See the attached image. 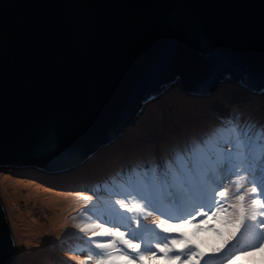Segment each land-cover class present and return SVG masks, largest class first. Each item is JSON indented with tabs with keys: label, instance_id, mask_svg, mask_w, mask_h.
Wrapping results in <instances>:
<instances>
[{
	"label": "water",
	"instance_id": "1",
	"mask_svg": "<svg viewBox=\"0 0 264 264\" xmlns=\"http://www.w3.org/2000/svg\"><path fill=\"white\" fill-rule=\"evenodd\" d=\"M227 82L264 97V0H0V170L72 173L176 85Z\"/></svg>",
	"mask_w": 264,
	"mask_h": 264
},
{
	"label": "rangeland",
	"instance_id": "2",
	"mask_svg": "<svg viewBox=\"0 0 264 264\" xmlns=\"http://www.w3.org/2000/svg\"><path fill=\"white\" fill-rule=\"evenodd\" d=\"M183 90L181 86L176 85L159 99L153 100L154 102L146 107L119 141L101 149L72 173L50 176L32 168L0 170V198L17 247V260L14 264H72L71 260L74 264H95L94 260L88 259V246L85 243L87 239L91 237L93 240L111 243L113 238L92 236L91 232L81 233L79 228L84 225L91 213L99 214V209L110 203L114 204L117 199H124L120 193L122 188L127 186L130 172L163 169L169 162L174 163L178 155L189 149V143L193 141L191 136L197 132L221 134L223 129L231 127L233 123L243 125L256 122L264 125L262 95H249L247 91L234 86L231 82L224 83L217 96L207 98L190 97ZM156 135L167 142L162 143ZM217 139L220 149L233 150V143L227 134ZM169 143H172L171 148L168 147ZM140 146H143L145 160L143 154L138 159L137 153L134 152L137 148L138 151L141 150ZM75 179H80V182ZM236 180V175L223 176L224 187L218 188V191L225 190L231 193L228 204H236L234 197L244 194L245 207L251 214L255 210L251 208L250 200L259 194L251 193L249 183H243L237 192L233 184ZM88 181L94 185H90ZM55 195L73 198L72 204L65 209L63 215L67 224L62 227L67 231L61 237L56 236V232L63 228L49 226L57 208L53 210L52 206L40 203L41 200H50ZM215 198L220 199L219 196ZM128 199L131 200V197ZM228 204H225V207L228 212H232L233 208ZM148 211L149 209H145V212ZM141 219L150 227H154L152 222H159L164 217L153 212L147 219L143 216ZM226 219L227 213L213 215L209 212L202 217L198 211L195 216H189L184 221L169 220V223L176 225L174 231L165 233L166 236L176 238L174 245L169 241V247L173 248V251L167 253L169 258H165L164 252L155 249L154 252L146 253L143 261L137 259L134 264H194V261L196 264H205L206 260L223 257L238 240L242 244L260 243L257 239L250 240L251 233L244 240H241L240 233L233 236L234 230L226 223ZM156 231L160 232L159 229ZM71 240L75 246L69 247ZM143 247L144 245H141V251ZM80 248L84 250L79 251ZM92 248L99 251L94 245ZM189 249L202 253L203 257L187 260L184 253ZM124 250V246L117 241L113 248L114 255L119 256V252ZM127 251L132 252L133 256L137 255L131 249ZM176 256H180V259H175ZM228 264H264V246L250 249L246 254H238L228 261Z\"/></svg>",
	"mask_w": 264,
	"mask_h": 264
},
{
	"label": "snow or ice",
	"instance_id": "3",
	"mask_svg": "<svg viewBox=\"0 0 264 264\" xmlns=\"http://www.w3.org/2000/svg\"><path fill=\"white\" fill-rule=\"evenodd\" d=\"M222 131L232 141L233 150L220 149L217 145L219 133H214L202 142L193 143L185 153L176 157L174 163L169 162L163 169L130 172L127 186L120 193L124 199H117L114 204L99 209V214L91 213L79 228L81 233L91 232L92 236L113 238L109 243L89 237L85 242L88 246V259L94 260L95 264H134L137 259L143 261L145 254L155 249L164 252L165 258H169L167 253L173 251L169 241L174 245L176 238L160 236L156 229L170 233L176 225L169 223V220L184 221L189 216H195L198 211L202 217L209 212L213 215L227 213L226 223L234 230L233 236L240 233L241 240H244L251 233L260 241L242 244L238 240L223 257L206 260L205 264H228L236 255L264 246V219L257 218L264 217V212L258 211L264 209V125L256 122L243 125L233 123ZM227 174L237 176V180L233 181L237 192L243 183H249L251 193L259 194L250 200L251 208L256 211L249 214L244 194L234 197L236 204H228L231 193L218 191V188L224 187L222 177ZM216 196L220 199L217 200ZM225 204L233 208V211L228 212ZM145 209L149 211L145 212ZM153 212L164 219L153 221L154 227H150L141 217L147 219ZM117 241L125 249L119 252V256L113 253ZM93 245L99 251H94ZM141 245H144L142 251ZM128 249L137 255L133 256ZM184 255L187 260L203 257L202 253L194 249H189ZM174 258L180 259V256Z\"/></svg>",
	"mask_w": 264,
	"mask_h": 264
},
{
	"label": "bare ground",
	"instance_id": "4",
	"mask_svg": "<svg viewBox=\"0 0 264 264\" xmlns=\"http://www.w3.org/2000/svg\"><path fill=\"white\" fill-rule=\"evenodd\" d=\"M176 90V89H175ZM149 113H150V111H149ZM148 115V114H147ZM150 115V114H149ZM150 119V118H149ZM130 133V132H129ZM212 134H214L213 132H206V131H200V132H197V133H195V134H193L192 136H191V138H192V143H189V145L191 146L193 143H198V142H202V141H204L205 139H207L210 135H212ZM195 135V136H194ZM226 134L225 133H223V131L221 132V134H219L218 136H225ZM159 142V141H158ZM158 145L160 146V144L158 143ZM181 146L183 147L184 146V144L183 143H181ZM142 147L143 146H140V149L142 150H139V151H141V153L138 151V148L136 149V150H134V152H136L137 153V158L139 159V156L141 155V154H143V158H144V160H145V154H144V152H143V149H142ZM168 147L169 148H171L172 147V143H169L168 144ZM180 148V147H179ZM142 161V160H141ZM134 164V163H133ZM99 168H101V166L99 167ZM98 168V169H99ZM98 173V172H97ZM90 178V177H89ZM75 181H77L78 183L80 182V179H75ZM85 182H87V181H85ZM17 197H18V194H17ZM8 198V197H7ZM49 201V202H48ZM72 202H73V198L72 197H67V198H64V197H62L61 195H55V196H53V198L52 199H50V200H47V201H44V200H41L40 201V203H45V205L46 206H52V208H53V210H54V208L56 207L57 208V210L54 212V214H53V216H52V218L50 219V222H49V226H51V227H53V228H55V227H61V228H63L62 226H64V225H66L67 223H66V221L63 219V215H64V213H65V209L68 207V206H70L71 204H72ZM11 207H13V205H12V203H11ZM66 223V224H65ZM74 224H76V223H74ZM13 227V226H12ZM80 227V226H79ZM202 228V226H200V229ZM69 229H71V230H74L75 228H69ZM193 229H195V228H193ZM66 228H63V229H61V230H59L58 232H56V236H58V237H61V236H63L65 233H66ZM10 234L12 235V237H13V234H12V232L10 231ZM14 238V237H13ZM188 239H190V241H191V238L190 237H188ZM188 239H186V241H188ZM45 241H49L48 239H44ZM190 241H188V242H190ZM70 243H74V241H71ZM75 246V245H74ZM182 253H184V251H181ZM70 260H71V258H70ZM16 262V261H15ZM14 262V263H15ZM71 262H72V264H74L73 262V260H71ZM14 263H12V264H14ZM63 264V263H62Z\"/></svg>",
	"mask_w": 264,
	"mask_h": 264
},
{
	"label": "trees",
	"instance_id": "5",
	"mask_svg": "<svg viewBox=\"0 0 264 264\" xmlns=\"http://www.w3.org/2000/svg\"><path fill=\"white\" fill-rule=\"evenodd\" d=\"M220 136H218V138H219ZM218 143H219V139H217V145H218ZM190 146V145H189ZM184 147V146H183ZM39 168V167H38ZM133 169V168H132ZM43 170V169H42ZM44 171V170H43ZM96 179V178H95ZM89 183H90V181H88ZM90 185H94V184H92V183H90ZM71 241H73V240H71ZM69 247H72V246H74V243H70V241H69Z\"/></svg>",
	"mask_w": 264,
	"mask_h": 264
},
{
	"label": "clouds",
	"instance_id": "6",
	"mask_svg": "<svg viewBox=\"0 0 264 264\" xmlns=\"http://www.w3.org/2000/svg\"><path fill=\"white\" fill-rule=\"evenodd\" d=\"M245 89H248V90H251L249 87H244ZM188 96V95H187ZM159 99V98H158ZM157 100V99H156ZM154 102V101H153ZM157 136V135H156ZM158 137V136H157ZM159 138V140L160 141H162V143H165V142H167V140L165 141H163L162 139H161V137H158ZM159 146V145H158ZM159 147H161V146H159ZM166 148V147H165ZM48 173V172H47ZM48 174H50V173H48ZM47 175V174H46ZM51 176V175H50Z\"/></svg>",
	"mask_w": 264,
	"mask_h": 264
}]
</instances>
